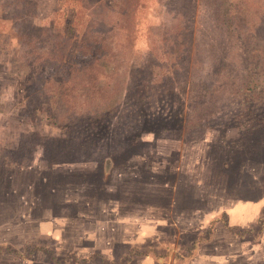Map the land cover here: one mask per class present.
Instances as JSON below:
<instances>
[{
	"label": "rangeland",
	"instance_id": "obj_1",
	"mask_svg": "<svg viewBox=\"0 0 264 264\" xmlns=\"http://www.w3.org/2000/svg\"><path fill=\"white\" fill-rule=\"evenodd\" d=\"M136 1L143 55L177 13L170 0ZM231 2L263 46L264 0ZM92 10L0 0V264H264V95H225L191 131L180 113L174 132L148 125L109 163L106 131L89 160H76V129L73 147L60 144L76 108L106 105L124 80L95 102L81 96Z\"/></svg>",
	"mask_w": 264,
	"mask_h": 264
},
{
	"label": "trees",
	"instance_id": "obj_2",
	"mask_svg": "<svg viewBox=\"0 0 264 264\" xmlns=\"http://www.w3.org/2000/svg\"><path fill=\"white\" fill-rule=\"evenodd\" d=\"M170 1L175 4L168 12L177 13L176 21L168 23L165 17L161 43L153 39L147 54L139 55L134 44L136 0H79L93 8L76 55V85L84 87L81 96L95 102L114 88L117 76L124 80L106 105L79 106L67 120L68 134L60 144L73 147L71 132L76 129V160L97 157L91 148L100 144L101 131H106L102 139L109 150H104L103 159L109 163L111 155L122 153L148 125L163 124L174 132L178 128L173 120L180 113L185 131H191L204 125L205 115L225 95H264V45L257 44L255 30L235 4ZM203 10L208 13L201 20ZM72 68L67 62L62 65L68 75ZM42 138L48 145L60 140L54 135Z\"/></svg>",
	"mask_w": 264,
	"mask_h": 264
}]
</instances>
